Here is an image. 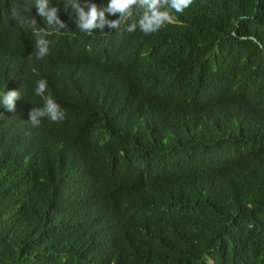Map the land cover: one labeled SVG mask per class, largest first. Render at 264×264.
<instances>
[{
	"label": "trees",
	"instance_id": "trees-1",
	"mask_svg": "<svg viewBox=\"0 0 264 264\" xmlns=\"http://www.w3.org/2000/svg\"><path fill=\"white\" fill-rule=\"evenodd\" d=\"M188 9L152 35L48 29L25 74L0 55L21 96L0 107V264H264V50L232 35L264 44V0ZM40 79L63 152L19 128Z\"/></svg>",
	"mask_w": 264,
	"mask_h": 264
},
{
	"label": "clouds",
	"instance_id": "clouds-1",
	"mask_svg": "<svg viewBox=\"0 0 264 264\" xmlns=\"http://www.w3.org/2000/svg\"><path fill=\"white\" fill-rule=\"evenodd\" d=\"M192 3L193 0H0V55L13 60L15 74H25L32 63L49 54L48 29L63 34L68 27L84 35H91L123 28L133 35H152L165 24L186 26V22L180 18L190 15L188 8ZM18 6L23 8L16 11L15 7ZM135 10H141V14ZM4 11H10L9 18L2 17ZM36 18L45 22L47 27H40ZM6 22L8 26H5ZM232 35L241 41L251 40L264 50V44L252 35L237 36L235 32ZM35 73L36 70H32L30 74ZM47 90L46 79L36 82L34 91L41 97L43 105L31 107L19 128L26 132L28 125L29 137L37 145L63 152L66 143L62 146V142L50 141V138L39 140L42 122L58 124L66 116L55 99L45 94ZM20 97L17 90L0 92V107L15 112ZM3 118L4 113L0 112V119ZM35 163L40 177L41 163L37 160Z\"/></svg>",
	"mask_w": 264,
	"mask_h": 264
},
{
	"label": "rangeland",
	"instance_id": "rangeland-1",
	"mask_svg": "<svg viewBox=\"0 0 264 264\" xmlns=\"http://www.w3.org/2000/svg\"><path fill=\"white\" fill-rule=\"evenodd\" d=\"M199 86V85H198ZM210 97H211V91L209 90V91H203L200 95H199V97H198V99L196 100V101H198V102H206V101H208L209 99H210ZM179 166H180V164L179 163H176L175 164V167L176 168H179Z\"/></svg>",
	"mask_w": 264,
	"mask_h": 264
}]
</instances>
